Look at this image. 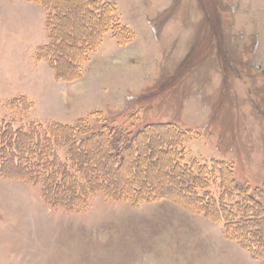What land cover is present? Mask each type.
<instances>
[{
    "label": "rangeland",
    "instance_id": "rangeland-1",
    "mask_svg": "<svg viewBox=\"0 0 264 264\" xmlns=\"http://www.w3.org/2000/svg\"><path fill=\"white\" fill-rule=\"evenodd\" d=\"M47 1L59 11L53 44L44 52L45 58L52 54L53 64L36 55L52 42L48 25L34 28L37 18L47 24L52 8L0 0V121L13 134L0 136V159L10 165L0 169V264H263L228 237L222 222L200 212L193 190L210 199L218 194L215 162L221 160L238 182L264 183V0ZM29 3L41 11L31 12L35 19L23 29L17 14ZM106 5L111 10L93 21L97 15L90 9ZM111 11L113 27L128 32L119 42L110 30L92 49L89 36L105 31L100 23L108 22ZM100 115L127 130L172 123L185 142L178 141L180 151L172 155L175 147L160 141L164 136L147 134L139 152L129 146L119 159L117 143L97 138L101 142L84 143L77 152L79 163L69 162L75 177L84 180L96 167L92 174H102L113 189L130 177L165 197L133 203L96 188L71 209L52 206L44 184L27 178L35 174L12 168L16 157L19 163L44 160L47 170L54 151L69 161L67 143L74 135L58 129L53 143L47 129L81 118L96 129ZM16 129L28 135L31 155L15 152L23 142ZM161 149L170 150L168 162ZM51 170L53 178L59 175ZM133 183L122 192L133 190ZM259 221L261 233L251 232L250 242H260L264 251V217Z\"/></svg>",
    "mask_w": 264,
    "mask_h": 264
},
{
    "label": "trees",
    "instance_id": "trees-1",
    "mask_svg": "<svg viewBox=\"0 0 264 264\" xmlns=\"http://www.w3.org/2000/svg\"><path fill=\"white\" fill-rule=\"evenodd\" d=\"M32 1H36L41 4H44V6H50V8H52V12L54 13V14H51L52 16L48 17V21L46 24V27L47 25L49 27V28L47 27V29H49V32L51 34L52 42L48 45L39 46V48H37L36 50V55L38 56L39 59H47L49 62H51V64H53L52 56H51L52 54H48L47 57L45 58L44 52L49 51V48L53 44V41H54L52 23H54L58 19V15H59L58 7L54 4L56 3L55 1L54 2H50L47 0H32ZM95 1L96 0H86L88 4L91 3L92 5H94ZM53 5H55L54 8L52 7ZM98 7L99 8H97L96 11L94 8L90 9L94 14L97 15V16L94 15L95 17L93 16L94 18L93 21L95 22L102 19L104 12L105 11L107 12L106 8H108V10H111L109 6L108 7L98 6ZM97 11H99V13H97ZM113 14H114V11L108 12V22L104 23V21H102L100 23V25L104 26L103 28H105V31L101 32L99 36L95 35V38H92L89 36V39H91V41H88L87 46L90 45L92 49L99 46L100 45L99 43L102 41L101 39L102 34H105L110 30L114 32V36L117 38L119 42L122 41V35L127 30L125 28H119L117 30L115 27H113V19H112ZM54 69L56 72H58L57 71L58 69L56 68ZM99 120H98L99 125L96 127V129L88 126L89 124L87 125L86 121L83 118L78 119V121L74 125L58 123L56 124L55 128L54 126H51L47 129L49 133L48 137L50 139L51 137L54 138L53 143L56 142L55 141L56 139L54 136L57 135L58 129H61L62 134H66L67 136L70 134H71L70 136H72V134L74 135L76 140H74L73 142L67 143V147H68L67 152H68L69 157H71L69 161L64 162L60 160L59 158H57L54 148H51L50 150L54 151V154H53L54 160H52V162L50 163L51 165L47 168V170L45 168L46 162L43 159H41L43 161L40 164L31 163V160H28V161L21 160L20 161L21 163H19V159L16 157L14 158L16 162L12 164V168L15 169L16 166L19 168L21 167V168H24L27 173L32 172L36 176L40 175L38 172L45 171L44 172L45 174L41 175L40 179H37L35 175L34 176L31 175L32 177H27L28 176L27 174L25 176L27 178H32L33 181L35 182L39 181L44 184V188L46 189L45 199L52 206L62 205V206L67 207L68 209H71L72 207H74L75 203L81 202L82 199H85L87 197L88 193L94 191L96 188H101L102 190L106 192H110L108 194H111L112 196H116L120 199L135 201L133 203L142 202L144 200H148V198L152 199L156 197L158 198L165 197L162 193L164 191H158L155 189L153 191H149L150 189L146 188V186H144L143 183L138 182V180H130V177H127L128 178L127 182L118 183L116 188L113 189L112 187H109V181H107L108 179L103 180L104 176L102 174H99V175L92 174V172L98 171V168L96 167H93L92 170L90 169L91 174L89 176H86L84 180L75 177L73 169L71 167V164H69V162L72 163V166L75 165V163L77 164L80 162L79 158H77L76 155L80 152L81 148H84V143H87V142H91V141L101 142L102 141L101 143L105 144V142L107 141V137H109L110 139H112L113 143H117L119 147L122 148V150L112 149L116 153L122 152L121 155L118 156L119 159H121L123 156V153H124L123 150L129 146L131 147L132 145L134 146L131 151L134 150L136 152H139V149H140L139 141L141 140L142 137H145L147 134L148 136H154V137L155 136L160 137V135L163 134L162 136L164 137L160 141L164 140L165 143L169 145L172 144L173 147H175L171 151L172 155H174L180 149L181 145L179 144L185 142L182 133L178 129L173 128V126H171L172 123H152L149 125H145L144 127L138 130H132V129L127 130V128H125L124 126H118L116 124L115 125L112 124L109 121V119L103 115H100ZM83 125H87L85 132L80 129ZM10 128L12 127L9 125L7 126L2 121H0V136L5 135L7 131L8 133L10 131V133L12 134ZM15 135L19 137L18 138L19 142L21 139L23 140V142L20 144L21 146L15 147V152H17V154L20 155V153L25 151L27 152L26 155H31V150L35 148L32 146V144H29L26 142V138H28V135L26 134L23 135L17 129L15 130ZM83 135L85 136L83 137ZM165 135H168L169 138H165ZM97 138H100L101 141L97 140ZM159 139H161V137ZM180 140H182L183 142L178 143V141ZM151 144L152 143L150 142V145ZM24 146H27V147H24ZM48 146L49 144L47 145L46 148H48ZM146 146L147 145H144V149L147 148ZM176 147H179V149H177ZM73 148L75 149V153H76L75 156L72 152ZM158 151L167 153V162H168V155L170 153V150L161 149ZM116 158H117V155H116ZM135 158H139V157H135ZM173 158L175 159V156ZM5 159H6L5 156L0 159L2 160L0 161L1 170L4 167L6 168L10 167V165H6L4 161ZM217 162H220L218 163V167L215 169L216 173H218V177L220 181V184L218 185V194H215V195L211 194L212 199H210L209 197L205 196L207 192H204L205 194H199L196 190H193L194 194L197 196V199L200 200V206L202 209V211L200 212L207 215V217L215 221L222 222L226 226V232H227L228 237H230L233 240L238 241L252 254V256L256 260L264 264V251H262L259 246L260 242L258 241L250 242V239H253L251 232L252 234L253 233L257 234L256 230L260 231V226H258V220H261L264 217V183L260 186H255V187H252L249 184H242L235 179L232 166L224 164L222 160L216 161L215 163L217 164ZM117 163L119 164V169H121L122 165L119 162V160L117 161ZM50 167H54L56 172L59 173L57 177L55 178L52 177L54 175H53L52 170L49 171ZM84 169H85V166L81 168V170H84ZM172 171H173V168H172ZM15 172L19 173L17 171ZM83 173L85 174L86 171H83ZM192 179L194 181L196 180V184L199 186L197 178L192 177ZM129 182H134L133 190L127 191L126 193L122 192L124 184L128 185ZM176 183H175V186L176 185L181 186L180 183H182V181H180V183H177V184ZM183 186H184L183 189L185 188L184 190H186L187 189L186 184ZM119 188L121 189V191ZM203 189L205 191H209L210 186L209 187L205 186L203 187ZM49 191L51 193L52 192L54 193L55 195L54 198L50 196ZM176 194L180 195L183 198V200L193 199L192 197L190 198L189 195L181 193V191L177 192ZM230 194H232V196ZM224 196L230 199L231 198L232 199L235 198V199L234 200L231 199L229 202H227V200L224 199ZM187 197L190 199H187ZM256 239L259 240L260 238L256 237Z\"/></svg>",
    "mask_w": 264,
    "mask_h": 264
},
{
    "label": "crops",
    "instance_id": "crops-1",
    "mask_svg": "<svg viewBox=\"0 0 264 264\" xmlns=\"http://www.w3.org/2000/svg\"><path fill=\"white\" fill-rule=\"evenodd\" d=\"M27 5L22 10L20 9L21 12L17 14V20H22L20 26H22L23 29L30 28L31 24L33 23V20L35 19L34 15H32L31 12H35L36 8L38 12L41 11L40 10L41 8H39V6L30 3L28 7ZM36 22H37V26H35L34 28L40 29L41 27H45L46 29V24L44 19L37 18L35 20V23Z\"/></svg>",
    "mask_w": 264,
    "mask_h": 264
},
{
    "label": "bare ground",
    "instance_id": "bare-ground-1",
    "mask_svg": "<svg viewBox=\"0 0 264 264\" xmlns=\"http://www.w3.org/2000/svg\"><path fill=\"white\" fill-rule=\"evenodd\" d=\"M65 3V2H64ZM105 25V24H104ZM101 28H103L104 26L103 25H101L100 26ZM93 38H94V36H93ZM71 47V46H70ZM69 50H72V48H68ZM54 52V51H53ZM51 53V52H50ZM55 54V53H54ZM64 60V59H63ZM65 63V62H64ZM65 65H67V64H65ZM169 135V134H168ZM160 137H162V135L160 136ZM157 141V140H156ZM166 155H167V153H166ZM161 158V157H160ZM165 178V177H164ZM167 183V182H166ZM165 183V184H166ZM172 184V183H171ZM177 184V183H176ZM175 185V184H174ZM162 186V185H161ZM171 188V187H170ZM163 189V188H162ZM165 189V188H164ZM176 189V188H175ZM185 189V188H184ZM177 190V189H176ZM187 190V189H186ZM166 191V190H165ZM169 191V190H168ZM170 193H173L174 194V192H175V194L178 192V191H174V190H172V189H170V191H169ZM180 192V191H179ZM184 192V191H183ZM182 191H181V193H183ZM174 194V195H175ZM179 194V193H178ZM178 194H176V195H178ZM187 195H188V193H187ZM179 197H180V195H178ZM191 198V197H190ZM190 198H188L187 197V199H190ZM259 221V220H258ZM259 223H260V221H259ZM264 223V222H263Z\"/></svg>",
    "mask_w": 264,
    "mask_h": 264
}]
</instances>
